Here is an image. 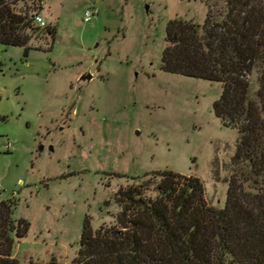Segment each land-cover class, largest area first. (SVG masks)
Returning <instances> with one entry per match:
<instances>
[{
	"label": "rangeland",
	"instance_id": "obj_1",
	"mask_svg": "<svg viewBox=\"0 0 264 264\" xmlns=\"http://www.w3.org/2000/svg\"><path fill=\"white\" fill-rule=\"evenodd\" d=\"M87 9L98 15L85 24ZM207 9L204 0H43L53 45L40 37L27 56L0 45V202L16 200L14 219L30 225L13 247L18 264H72L85 221L117 227L115 193L152 191L159 172L199 178L207 204L224 207L238 134L214 115L221 85L160 69L167 24L201 25Z\"/></svg>",
	"mask_w": 264,
	"mask_h": 264
},
{
	"label": "trees",
	"instance_id": "obj_2",
	"mask_svg": "<svg viewBox=\"0 0 264 264\" xmlns=\"http://www.w3.org/2000/svg\"><path fill=\"white\" fill-rule=\"evenodd\" d=\"M221 2L214 11L204 0L201 25L167 24L160 69L221 85L214 115L238 134L224 207L207 204L199 178L159 172L152 191L115 193L117 227L93 231L85 221L72 264H264V0ZM42 3L0 0V45L25 56L40 51L32 46L40 37L53 45L55 28L34 23ZM16 206L14 199L0 202V264H18L13 247L30 228L14 219Z\"/></svg>",
	"mask_w": 264,
	"mask_h": 264
},
{
	"label": "built area",
	"instance_id": "obj_3",
	"mask_svg": "<svg viewBox=\"0 0 264 264\" xmlns=\"http://www.w3.org/2000/svg\"><path fill=\"white\" fill-rule=\"evenodd\" d=\"M98 15L97 11L94 10V9H87L85 12H84V15H83V22L85 24H88L91 22V20L96 17ZM34 23L39 27V28H45L46 25H45V22L44 20L42 19V17L40 15H36L34 17Z\"/></svg>",
	"mask_w": 264,
	"mask_h": 264
},
{
	"label": "water",
	"instance_id": "obj_4",
	"mask_svg": "<svg viewBox=\"0 0 264 264\" xmlns=\"http://www.w3.org/2000/svg\"><path fill=\"white\" fill-rule=\"evenodd\" d=\"M92 79V76L89 74V75H86V76H83L82 78H81V80L82 81H86V80H91Z\"/></svg>",
	"mask_w": 264,
	"mask_h": 264
}]
</instances>
